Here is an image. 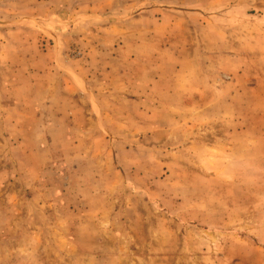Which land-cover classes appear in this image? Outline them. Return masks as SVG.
Here are the masks:
<instances>
[{
	"label": "rangeland",
	"instance_id": "374dc122",
	"mask_svg": "<svg viewBox=\"0 0 264 264\" xmlns=\"http://www.w3.org/2000/svg\"><path fill=\"white\" fill-rule=\"evenodd\" d=\"M0 264H264V0H0Z\"/></svg>",
	"mask_w": 264,
	"mask_h": 264
}]
</instances>
